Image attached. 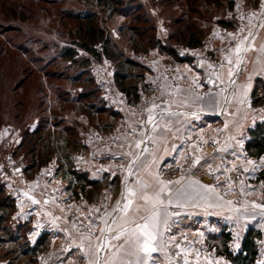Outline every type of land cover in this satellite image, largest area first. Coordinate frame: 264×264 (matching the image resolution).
I'll return each mask as SVG.
<instances>
[{"label":"rangeland","instance_id":"rangeland-1","mask_svg":"<svg viewBox=\"0 0 264 264\" xmlns=\"http://www.w3.org/2000/svg\"><path fill=\"white\" fill-rule=\"evenodd\" d=\"M11 1L17 3L14 10L9 11L2 7L0 13V47L2 46L0 55L4 59V64L1 61L0 68H3L4 65L5 72L10 76L9 85L4 83L3 91L0 87V135L6 132V136L0 141V182H3V184H5L6 176L10 178L22 176L21 171H24V177L27 179L45 177V180H50L55 174L53 178L59 180L61 168L71 166L65 157L66 145L67 142H75L77 133L73 128L68 130L64 128L68 120H62L60 115L75 111L70 118L73 121L80 117L77 115V110L89 112L91 109H88L84 102L80 103V98L78 100L70 99V95L81 92L83 86L81 82L73 84L71 80L64 77L67 72L76 70L74 67H69V61L61 58L62 40L70 46L76 47L77 66L80 64L81 59L88 60L87 69L95 81L96 76L94 73L100 78L103 75L107 77V71H120L122 69L130 75L129 79L123 82V86L127 85V87L133 85L130 83L133 78V70L141 71L145 68L141 64L135 65L127 62L125 57H130L133 54L136 56L137 54H147L151 50L157 49L159 53H170L175 58L174 54L177 55L178 50L183 48V51L187 53V51L193 49L168 38L171 34L170 26L185 15L182 12L185 5L184 0H110L108 4H99L97 0ZM186 1L189 2V0ZM205 1L206 3H204V0L196 1V4H203L202 12L197 10L201 9L200 5L197 9L196 7H190L187 11L192 19L189 21L193 25L191 31H194L195 35L201 38V48L205 46L214 28L237 30L240 23L243 22V12L256 11V18L252 23V27L264 21V7H262L264 6V0H232L233 4L230 7L227 0H219L221 3L219 5H215L210 0ZM91 10L95 13L93 23L86 26V21L82 16ZM218 17L227 22L231 21L232 25L225 27L218 24L216 22ZM186 19L184 20L186 21ZM153 24L156 25L155 33L175 45L174 53L168 49H162L160 39L156 40L158 42L155 44L147 41L153 37V32L150 31V25ZM130 25L134 27L138 34L139 29L145 28L147 35L143 38L140 37L135 33L136 31L132 30L133 28H130ZM94 27L95 29H102L104 35L108 37L113 58H109L103 53L104 47L100 42L95 45L99 55L87 53L81 46L88 44L85 37L93 32ZM179 28L182 29L183 24L179 25ZM254 28L258 29L259 27ZM18 43L22 47V51H27V54L18 52L16 48ZM29 55H32L31 60ZM240 65L237 70L233 71L234 75L231 79L228 77L229 83L235 81L233 89L230 88L228 97L235 91L236 79H238L242 68ZM208 72H204L201 76L203 85L206 88L213 91L222 88L224 91L228 90L227 83L220 86L217 81V84L212 87L205 84L204 76ZM15 82V90L12 91V85ZM2 83L0 81V85ZM97 83L99 85V82ZM248 83L247 81L245 85ZM251 87L252 89H250ZM244 88L246 89L244 92H239V100L240 102H246V106H248V111H245L247 113L245 114L246 121L256 122L260 118L264 119V77L253 76L251 86H245ZM130 92L133 91L130 89ZM108 115L109 111L106 110L98 112L94 116L107 119ZM30 118H34L33 122H38L40 126L39 133L36 135L31 132L36 126L28 124ZM58 119L59 121L56 122ZM72 123L74 124V122ZM29 125L30 130H26ZM251 158L256 163L264 161V157ZM17 168L19 169L18 172L16 171ZM163 168L165 167H162L160 171ZM168 168L172 170V173L178 172V175L175 176L167 174L163 170V175L168 178H176L185 174L184 169ZM261 170L257 172L256 177H248L247 182L264 184V179L258 178ZM47 171L51 175H43ZM196 176L210 182L207 174L196 173ZM40 183H42V180H40ZM57 188L60 189L61 186L58 185ZM5 190L7 192L6 186ZM77 194L78 191L77 193L74 191V196H77ZM7 195L10 194L7 192ZM56 195H59V193H56ZM236 196L241 195L237 192ZM253 198L258 203H264V190H261L260 187L257 195ZM15 209V201L14 208L0 209V249L6 256L3 255L7 260L6 263L42 264L41 257L43 258V253H46L51 247V243L45 240L44 233L40 241L31 244L28 236L31 226L28 222L21 224L16 222L13 216ZM222 233L220 237L214 234L208 239L204 238L203 243L205 242V244L202 243L199 247L203 248L207 243L214 253H222ZM262 233V238L258 240L259 258L257 257L261 263L264 261V232ZM241 237L237 241L239 245L237 251L241 247ZM190 240L192 239L190 238ZM231 240L228 241V244ZM27 244L30 247L37 246L38 251L36 253L28 252L25 250ZM194 245L196 244L194 243ZM233 245L234 243L231 242L229 247ZM223 257L227 259L224 255ZM227 260L228 264H239L234 259Z\"/></svg>","mask_w":264,"mask_h":264},{"label":"crops","instance_id":"crops-1","mask_svg":"<svg viewBox=\"0 0 264 264\" xmlns=\"http://www.w3.org/2000/svg\"><path fill=\"white\" fill-rule=\"evenodd\" d=\"M242 17L243 22L240 23L237 30L221 29L220 27L214 28L205 46L202 48L201 46L193 48L187 51V53L183 51V48L178 50L177 55L180 57H188L189 60L187 61L176 60L172 54H161L157 49H153L147 54H137V56L133 54L130 57L128 56L145 68L141 71L133 70V78L130 81V83L135 86L134 89H131L133 92L127 93L126 91H122L118 85V87L116 86L114 77L116 70L112 72L107 71L108 76L105 77L103 75L100 78L94 73L96 82H99L100 95L104 101L105 108L109 111V115L107 119H101L94 116L98 112H104L97 108L89 110V112L77 110V115L80 117L72 121L70 118L75 111L66 113L65 116L68 120L66 126L70 127V129L73 128L77 133L75 142H67L66 145L67 150L65 151V157L71 166H64L61 168L62 171H59V180L53 178L55 174H53L50 180H45V177L27 179L24 177V171H21L22 173L20 172L22 176H16L14 178L6 176L5 186L7 187V192L10 194V197L13 196L12 198H15L16 209L13 216L16 222L19 224L28 222L30 224L31 227L28 236L31 244L40 241L44 233L45 240L51 243V247L46 253H43V258L41 257L42 264H81L79 253L70 254V250L73 248L74 243H79V241L69 243L70 237L68 233L62 229L70 228L71 225L65 224L63 219L57 221V224L60 226L59 228L52 225L50 218L44 216L41 212V206L31 205L30 201L23 196V191L27 190L31 184L38 181L40 188L37 189L36 195L38 199H43V197L39 196V192L44 188L46 183L49 184V189L57 188L58 185H60V189L64 192V198L67 199L68 203L79 205L86 202L89 207H100L105 202V196L108 195L111 197V199L107 201L109 210H111V206L115 205L116 201L121 198L120 193L124 188L123 181L126 172L119 171L118 168L120 165L129 163L130 158H121L117 160L109 158L108 154L110 152L122 153L128 150L127 148L121 149L118 145L121 142H126L123 141V136L128 133L129 125L141 119L142 109L146 106H150L154 98L160 97L165 84H179L181 87H189L191 80L199 76L200 80L198 83H200L202 87L197 88L195 91L196 94L203 96L204 99L193 100L190 97V107L183 106L178 109L186 113L195 112L198 115H186L180 119L191 122L194 128L192 132L193 138L197 135H203L205 139L210 141L212 138H215L218 141L217 146L230 144L235 147L236 151L240 153V159L233 158L238 166L242 163L244 158L254 161V159L246 154L244 142L247 128L253 126L257 121H246L245 114L247 113L245 111H248V106H246V102H240L239 92H244L246 90L244 88L245 86H251V79L253 76L264 77V52L260 50L261 46H264V29L263 27H259L258 29L252 27V23L256 18V11L243 12ZM240 28L245 29V34L248 31H253L255 35L250 39V50L242 54L243 62L240 65L242 68L240 69L238 79H236L235 91L228 97L229 89H233V82H228V68L232 67L233 71L238 69L235 64V55L229 54L227 51L232 48L236 42L228 36V33H234L238 40L241 35L239 32ZM225 55H230V58L234 62L233 65H228L226 63L224 60ZM201 61L205 62L203 68L198 67ZM208 63L213 64L214 70L219 72L222 80V82L218 81L220 86L227 83V91H221V89L213 91L203 85L201 76L204 72L210 71L207 67ZM221 64H224L223 68H220ZM129 76L130 75L127 74L124 80L127 81ZM182 76L186 78L181 79ZM247 81L249 83L245 85ZM250 89H252V87ZM210 92L216 97L217 102L214 104L209 103L210 97L207 94ZM180 98L182 97H177V99ZM79 102L83 103L82 100H79ZM173 110H177V106H174ZM133 113H135V115H133ZM143 116L146 118L147 113H144ZM260 120H262V118H260ZM72 122H74V124ZM32 124L36 126V121L32 122ZM5 136L6 134L2 133L0 135V141ZM116 137H121V140H116L114 143L113 141ZM128 139L132 140L135 139V137H128ZM182 139L183 137L180 134H175L169 135L166 142L155 145L146 143L142 145V147H148L149 152H154L155 156L145 153L142 159L147 158L149 162H152V171L155 172H160L162 167L184 169L186 164L182 157L185 149L179 148ZM237 141H241L242 146H238ZM133 150L139 151L136 149ZM177 152L180 154L177 155ZM174 157L175 159H173ZM216 163L218 164L219 161ZM260 163L258 162L257 164ZM244 166L248 167L247 164H244ZM213 167H215V165H213ZM101 169H108L109 171H101ZM259 170L253 175L244 174V176L241 177V179H245L246 184L248 183L247 185L250 186L249 191H251V195L244 196V198L239 191V185L234 184L236 190L226 197V199L233 201L231 207L225 205L223 207L207 208L204 206L192 207L189 205L179 209L182 213L179 219L184 221L183 227L184 231L187 233L188 239L191 238L194 242L201 241V234H203L202 241L194 245V248H198L202 252L200 264H228V258L224 255L227 258L225 259L222 253H214L213 249L208 246L207 243L203 248L199 247V245L203 243L204 238L208 239L214 234L220 237L221 232L228 231L232 236L230 243H234V245L230 247V250L235 253L239 247L237 241L249 225L264 232V216L255 214L251 209V203L255 201L253 196L257 195V191L260 189L261 184L247 182L248 177H256ZM114 171L116 175L112 174ZM46 173H48V171ZM196 173L206 174V169H201ZM229 175L235 176L236 174L230 173ZM163 178L169 179L164 175ZM178 178L180 177L170 179L175 180ZM193 178L199 179L202 183L212 182L210 176H207L210 182L206 179V181H204L203 178L196 175ZM134 179L135 177L130 178L129 182L131 183ZM40 180H42V183H40ZM74 191H76V193L78 191L77 196H74ZM220 191H223V189H220ZM237 192H239L241 196L237 197ZM244 201L248 202V211H244ZM65 207H67V205H65ZM47 209H51L55 215L63 216L62 213L51 208V206H46V210ZM235 209H239V211ZM169 210L173 211L175 209L170 208ZM73 211L75 210L73 209ZM183 214L187 215L185 216ZM37 223H39L41 227H37ZM203 244H205V242ZM3 255V251L0 249V264H7V260L4 258L5 255ZM258 258L254 264H264V261L261 263L258 261ZM162 264H165V262L162 261Z\"/></svg>","mask_w":264,"mask_h":264},{"label":"snow or ice","instance_id":"snow-or-ice-1","mask_svg":"<svg viewBox=\"0 0 264 264\" xmlns=\"http://www.w3.org/2000/svg\"><path fill=\"white\" fill-rule=\"evenodd\" d=\"M253 27H264V21ZM239 32L241 35L238 40L234 33H228V36L236 42L227 50L229 54L235 55L237 67L243 62L242 54L250 50V38L255 35L252 31L245 34L244 28H240ZM260 50L264 52V46H261ZM224 60L228 65L234 63L230 55H225ZM204 64L205 62L201 61L198 67L203 68ZM207 67L210 71L205 83L222 82L219 72L214 70V65L208 63ZM223 67L224 64H221L220 68ZM227 75L230 79L234 75L232 67L228 68ZM184 78L186 77H181ZM199 80V76L194 77L189 87L165 84L160 97L154 98L150 106L142 109L141 119L129 125L128 133L123 136V141L126 142L118 145L119 148L128 150L108 154L109 158L117 160L130 158L129 163L118 168L119 171L126 172L124 188L120 193L121 198L111 206V210L107 203L111 199L108 195L105 196V202L100 207H89L86 202L79 205L68 203L61 189H49L47 183L39 192V196L43 199H38L36 195L37 189L40 188L38 181L23 191V196L31 205L41 206V212L50 218L52 225L59 228L57 221L62 219L65 224L71 225L70 228L62 230L68 233L69 243L79 241L74 243L70 254L79 253L81 264H162V261L165 264H200L202 252L194 248V243L201 242L203 234L201 241L194 242L188 239L183 227L184 221L179 219L182 216L179 209L189 205L207 208L225 205L231 207L233 201L226 197L236 190L234 184L239 185L241 195H251L250 186L241 177L244 174L253 175L257 170L264 169V161L257 164L253 160L244 158L238 166L233 160L234 157L240 159V153L235 147L230 144L217 146L218 141L215 138L210 141L203 135L193 138L194 128L191 122L180 119L186 115H198L195 112L186 113L178 109L183 106L190 107V97L193 100L204 99L195 91L202 87L198 83ZM207 95L210 97V104L217 102L211 92ZM177 97L182 98L177 99ZM174 106H177V110H173ZM144 113H147L146 118L143 116ZM175 134L183 137L179 148L185 149L182 157L186 164L185 174L175 180L165 179L163 170L152 171V162L147 158L142 159L145 153L155 156L154 152L150 153L148 147L142 145L166 142L169 135ZM128 137L135 139L129 140ZM116 140H121V137L114 138L113 142L115 143ZM237 145L242 146V142L237 141ZM179 154L177 152V155ZM201 169H206V174L212 178L211 183H202L199 179L193 178ZM16 171L18 172L19 169L17 168ZM101 171L109 170L101 169ZM230 173L236 175H229ZM112 174L116 175V172ZM43 175H51V173ZM133 177L135 179L130 183L129 180ZM261 190H264V184L261 185ZM46 206L58 210L63 216L55 215L51 209L46 210ZM243 207L244 211H248L247 201H244ZM170 208L175 210L170 211ZM251 209L255 214L264 216V203L253 201ZM235 210L239 211V209ZM37 227L41 225L37 223Z\"/></svg>","mask_w":264,"mask_h":264},{"label":"trees","instance_id":"trees-1","mask_svg":"<svg viewBox=\"0 0 264 264\" xmlns=\"http://www.w3.org/2000/svg\"><path fill=\"white\" fill-rule=\"evenodd\" d=\"M7 1V0H0V13L2 12V7L4 9H7L9 11H13L15 8V5L17 4L15 1ZM110 0H97V3L101 4V3H105L108 4ZM122 1V0H121ZM197 0H189L185 2L184 5V9H183V13L185 15H183V18L181 17L180 19H177L172 26H170L171 29V34L168 36V38L170 40H175L178 41L179 43L191 47V48H196V47H200L201 46V38L197 37L194 33V31H191V26L192 23H190L189 21L192 20L190 17V13H187L188 8L190 7H196V9L199 7L201 9H197L199 12H202L203 9V4H196ZM211 2L215 3V5H219L221 4L219 2V0H210ZM232 0H227V4L229 5V7L233 4L231 2ZM204 3H206V1L204 0ZM194 11V10H193ZM94 12L91 11H87L85 14H83L82 18L86 21V26H90L93 23V17H94ZM143 15V14H142ZM149 18V17H148ZM185 18L186 21L184 20ZM218 22V24L223 25L225 27H229L232 25V22L229 21H225L224 19L218 17V20L216 21ZM1 23V22H0ZM183 24V28L182 29H178L179 25ZM130 28H133L132 30L135 32L136 30L134 29V27L132 25H130ZM150 31L153 32L152 36L150 39H148L147 41L152 42V44L157 43L160 39V46L162 49H168L170 50L172 53L175 52L174 50V44H172L170 41L163 39L162 37H160L157 33H155V29H156V25H150ZM178 29V30H177ZM137 35H139L140 37H144L147 35L146 29L145 28H141L139 29V34L137 33V31L135 32ZM87 38L88 44L87 45H81L85 51H87V53H92V54H98L99 55V51H97L98 49L96 48V43H101V45H103L104 49H103V53H105L109 58H113V54L112 49L110 47V42L109 39L106 35H104V31L102 29H95L92 33H90V35L88 34V37H85V39ZM147 39V38H146ZM25 42V41H24ZM164 42V43H163ZM62 49H61V58L64 60L69 61V67H74L76 71H70L67 72L66 75H64V77H67L68 80H71L73 82V84H77V83H82V91L81 92H77V94H72L70 95V99H77L80 98L79 100H82L84 102V104L87 106L88 109L93 110L94 108H97L98 110L101 111H106L108 109L105 108L104 105V101L102 99V96L100 95V88L98 83L94 80V78L92 77L91 73L89 72V70L87 69V65H88V60H85V58L81 59L80 64L77 66L76 62V54H77V49L74 46H70L69 44H67L64 40H62ZM16 48L18 50V52L22 53V54H27V51L23 52L22 51V47H20V44H16ZM0 49H2V46L0 47ZM173 55V54H172ZM30 56V60H31V56ZM175 58L177 60L180 61H187L189 60L188 57H180L179 55H175ZM125 60L127 62H131L135 65H138V63H135L134 60L130 59L129 57H125ZM1 61H3L4 64V59L1 58L0 55V64ZM50 67V66H48ZM84 75V76H82ZM5 76V78H4ZM127 76V73L125 71H123L122 69L116 70L114 77H115V81L117 83V85L121 88L122 91H126L127 93L130 92V89H134V85L132 87H127V85L123 86V82H125V78ZM10 76L5 72L4 69V65L3 68H0V81H2L3 83L0 85L1 90H4V83L8 84V80H9ZM9 85V84H8ZM16 85L13 84V89L12 91H14V87ZM11 86V85H10ZM1 106V104H0ZM61 119H66L65 115H60ZM34 118H30L28 119V124H32ZM58 120H56V122H58ZM64 124V123H63ZM67 130L70 129V127H67L65 125V127ZM30 130V125L26 130ZM39 129L40 126L38 125V122H36V128L33 129V131H31L34 135L39 133ZM244 150L246 152V154L249 157H254V158H262L264 157V119L257 121L253 126H250L247 128L246 130V139L244 142ZM258 178L264 179V169H262L259 172ZM5 208H14V200L6 194V190H5V184H3V182H0V209ZM223 241H222V254L225 255L228 259H234L236 261L239 262V264H254L258 254H259V246H258V240L262 238V232L258 229H256L254 226H249L245 232L242 234V239H241V247L237 252H232L230 250L228 241L231 240V235L230 232L228 231H223ZM28 252H34L36 253L38 251L37 246H28L27 244V248L25 249Z\"/></svg>","mask_w":264,"mask_h":264},{"label":"built area","instance_id":"built-area-1","mask_svg":"<svg viewBox=\"0 0 264 264\" xmlns=\"http://www.w3.org/2000/svg\"><path fill=\"white\" fill-rule=\"evenodd\" d=\"M206 76H207V75L204 76L205 78L203 77L204 80L206 79ZM204 83H205V82H204ZM205 84H207V83H205ZM215 84H217V83H215ZM215 84H208V85H210V86L212 87V86H215ZM163 170H164V172L167 173V174H173V175H175V176L178 175V172H173V173H172V172H171L172 170H171L170 168H168V167L163 168Z\"/></svg>","mask_w":264,"mask_h":264},{"label":"bare ground","instance_id":"bare-ground-1","mask_svg":"<svg viewBox=\"0 0 264 264\" xmlns=\"http://www.w3.org/2000/svg\"><path fill=\"white\" fill-rule=\"evenodd\" d=\"M230 90V89H229Z\"/></svg>","mask_w":264,"mask_h":264}]
</instances>
